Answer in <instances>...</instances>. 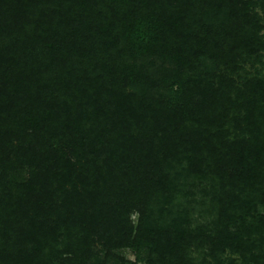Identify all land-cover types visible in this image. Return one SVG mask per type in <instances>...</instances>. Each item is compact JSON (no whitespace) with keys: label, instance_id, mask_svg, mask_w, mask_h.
<instances>
[{"label":"trees","instance_id":"obj_1","mask_svg":"<svg viewBox=\"0 0 264 264\" xmlns=\"http://www.w3.org/2000/svg\"><path fill=\"white\" fill-rule=\"evenodd\" d=\"M260 11L0 0V264H264Z\"/></svg>","mask_w":264,"mask_h":264},{"label":"rangeland","instance_id":"obj_2","mask_svg":"<svg viewBox=\"0 0 264 264\" xmlns=\"http://www.w3.org/2000/svg\"><path fill=\"white\" fill-rule=\"evenodd\" d=\"M261 15L264 16V14L260 11ZM262 34L264 35V30L262 31ZM264 59V58H263ZM246 68L250 71H252V68L249 64H246ZM262 71L264 73V66H262ZM138 217L139 214L137 212H132L130 215L131 221L134 224V226L138 223ZM117 254L121 257H124L126 260V264H146V254L144 252L137 254V251L133 248H125L117 251ZM139 255V256H138ZM226 261L224 264H227Z\"/></svg>","mask_w":264,"mask_h":264}]
</instances>
